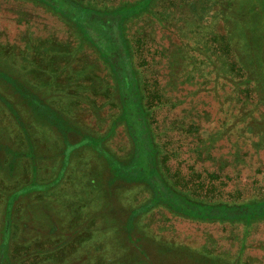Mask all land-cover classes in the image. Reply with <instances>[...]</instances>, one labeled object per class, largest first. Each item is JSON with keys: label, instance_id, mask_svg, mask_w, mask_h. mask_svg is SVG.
<instances>
[{"label": "rangeland", "instance_id": "374dc122", "mask_svg": "<svg viewBox=\"0 0 264 264\" xmlns=\"http://www.w3.org/2000/svg\"><path fill=\"white\" fill-rule=\"evenodd\" d=\"M124 1L0 0V264H264V205L181 190L212 152L220 190L264 194V149L198 148L229 101L264 125V0H155L162 26Z\"/></svg>", "mask_w": 264, "mask_h": 264}, {"label": "trees", "instance_id": "16d2710c", "mask_svg": "<svg viewBox=\"0 0 264 264\" xmlns=\"http://www.w3.org/2000/svg\"><path fill=\"white\" fill-rule=\"evenodd\" d=\"M153 3H155V0H128L124 1L122 3V6L126 7H142L145 6L143 10L140 11L137 15H146L149 17L150 24H157L159 26H162L164 22L161 20L160 16L156 14V12L153 10ZM204 5V6H203ZM196 9L201 10L202 8L205 10H209L210 4L208 2L204 4H200L199 6H195ZM70 16H72L69 13ZM132 16H129L130 18ZM139 17V16H137ZM73 18V17H72ZM246 47L247 48H253L255 44L258 42L256 38H253V36H246ZM260 38H264V36H261ZM256 62L258 64H254L255 69V75L256 77H262L264 70L261 72L262 67H264V52L262 51L261 54L258 56ZM132 65V63H130ZM129 65L127 69H124L123 67L118 68L117 65L114 66L117 71H121L125 73L126 77L120 78V83H122V99L124 106H126V109L128 111L135 112L136 111V103L134 97L138 95V92L131 90V87L129 85L128 78L132 80L130 77L132 73V66ZM257 66V68H256ZM243 69V68H242ZM130 74H128V72ZM258 79V80H259ZM244 80V78H243ZM241 80V82L243 81ZM218 81V80H217ZM246 98V94L243 95ZM240 102V100H239ZM229 106L232 109H222L220 111V114H225L230 116L228 119L224 120H218L216 123H211L209 127H205L203 130L206 131L208 140L207 141H201L198 148L199 149H207V150H215V155H225L224 151L220 150V145H228L229 148H235V152L233 157L235 159L242 158L246 155H254L258 154L255 153V150L264 149V125L261 124L260 120L258 122H254L252 118V111L246 108V106H236V104L233 101H229ZM261 118H263V114H261ZM207 126L209 123H206ZM192 129L197 128L193 126V124L190 126ZM198 130V129H197ZM138 137H140V130L137 132ZM246 145L248 147L246 148ZM243 149H246L245 151H242ZM252 150V152H248L247 150ZM227 156V154L225 155ZM162 164H167L166 156H162ZM223 157H215L213 153L207 152L206 156L200 159L201 163H208L213 162L215 160H218V162L223 163V167L218 171L209 172L207 170H199L194 173V175L191 176V180L203 179L204 181L201 183V185H198V188L196 190H193L189 186H186V184H183L181 187V190H187L189 194L194 195L197 198L201 199H207V198H215V197H221L220 195L223 194V196H228L223 201L222 199L216 202H213L211 204L207 203L210 207L206 210V216L210 214H216L218 217H222L224 214H232L236 213V215H241V211L249 209L250 207H262L264 205V194L258 195V196H252L248 198V196H244V192H241L240 190H234L231 189L229 191L226 190H220L221 186H226L227 184L232 182L233 176L231 174L225 173V167L228 164L227 160H224ZM233 158V160L235 161ZM222 160V161H221ZM255 160V159H254ZM258 160V159H257ZM256 160V161H257ZM260 167H256L255 170H259ZM255 184V183H254ZM179 186V184H177ZM199 191V192H198ZM226 193V194H225ZM222 196V197H223ZM221 197V198H222ZM233 215V214H232ZM231 215V216H232ZM242 216H239L241 218ZM256 216L247 215L245 216V222L248 223L251 222L252 219H255ZM233 218V217H232ZM251 225V224H250Z\"/></svg>", "mask_w": 264, "mask_h": 264}]
</instances>
